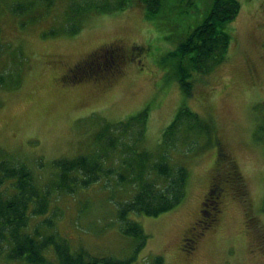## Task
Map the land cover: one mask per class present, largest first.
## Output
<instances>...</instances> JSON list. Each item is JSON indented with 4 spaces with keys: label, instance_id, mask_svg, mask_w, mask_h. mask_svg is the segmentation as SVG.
<instances>
[{
    "label": "rangeland",
    "instance_id": "1",
    "mask_svg": "<svg viewBox=\"0 0 264 264\" xmlns=\"http://www.w3.org/2000/svg\"><path fill=\"white\" fill-rule=\"evenodd\" d=\"M22 1L27 0H0V156L25 163L40 186L56 182L52 160L59 157L98 151L105 155L104 167L112 169L70 192L51 189L47 211L30 214L24 230L55 234L71 252L131 258L129 264H152L157 256L162 264H264V0H238L240 10L227 24L231 38L226 58L207 73H193L190 96L160 61L176 45L168 37L172 31L145 17L143 7L87 13L77 22L81 28L70 33L76 25L65 23L70 0H55L49 8L33 0L34 10L43 15L25 21L8 10ZM201 17L195 12L190 21ZM109 44L123 50L119 73L78 80L66 75L77 61ZM137 45L148 48L134 59L131 47ZM182 106L212 121V140L191 132L187 141L182 136L175 149H168L170 166L187 169L184 196L156 216L128 215L146 234L137 249L139 240L123 231L117 215L137 184L120 181L116 174L138 170L133 163L138 151L161 152L162 132ZM145 108L140 139L134 131L124 136L117 125L109 133L121 137L113 147L98 140L106 122L116 123ZM217 177L219 212L201 228L203 197ZM191 227L201 233L186 249L183 239ZM8 250L3 243L0 264H28L9 258ZM44 254L55 262L51 247Z\"/></svg>",
    "mask_w": 264,
    "mask_h": 264
},
{
    "label": "trees",
    "instance_id": "2",
    "mask_svg": "<svg viewBox=\"0 0 264 264\" xmlns=\"http://www.w3.org/2000/svg\"><path fill=\"white\" fill-rule=\"evenodd\" d=\"M34 1L14 3L8 10L13 14L21 15L24 21L25 17L40 18L43 14L34 10ZM199 1L201 0H70L64 10L68 17L65 23L75 22L76 25L68 30L70 33H75L81 28V23L77 22L87 13H108L128 7H143L145 17L159 20L172 31L168 37H172L176 45L162 56L160 61L167 65L182 92L190 96L193 73H207L215 64L226 58L231 38L227 24L235 19L241 6L238 0H202V5ZM37 2L49 8L55 0H37ZM195 12L202 13V17L193 24L190 17ZM147 48L140 45L131 47V51L136 52L134 59L138 57L137 52L142 53ZM124 60L121 45L109 44L103 49L92 52L88 58L77 61L69 67L66 75L69 74L71 80L83 77L97 78L105 72L109 73L105 77L116 75L121 70ZM147 115L148 110L145 108L116 123L106 122L98 131L97 138L106 139L107 146L113 147L121 137L109 136V133L117 125H121L120 131L124 136L126 134L130 136L134 131L135 135L138 134L136 138L140 139L145 132ZM191 132L205 133L208 142H211L214 127L210 119H202L196 112L182 106L162 132L158 144L161 152L157 155L149 151H138L137 155H134L136 160L133 162L136 163L134 166L138 170L130 169L131 173L116 174L120 181L132 179L137 184L131 200L124 202L117 211L123 231L139 240L137 249L145 244L146 234L141 225L130 220L128 215L137 212L156 216L170 210L182 200L188 172L182 165L172 168L167 162V153L168 149H175L183 138L187 141ZM190 142L191 140L188 145ZM217 154L221 153L217 152ZM104 156L96 151L91 156L78 155L72 158L53 159L52 165L56 171L52 173L57 180L54 181V185L44 183L42 186L37 183L38 178L25 163L8 161L0 156V248L3 243L9 244L7 253L9 258L23 259L28 264L130 263L131 258L90 256L82 249L71 252L66 241L59 239L55 234L41 235L37 228L32 233L24 230L30 214L39 215L47 211L51 189L70 192L78 186L95 182L101 175L111 173L112 169L103 165ZM41 165L40 161L38 166ZM211 185L206 195L207 199L200 209L201 228L208 226L215 219L213 214L219 212L218 198L221 188L218 177ZM199 232L201 233L191 227L190 233L183 239L186 249L192 248ZM48 247L53 250L55 262L49 261L44 254V250ZM162 263V258L157 256L152 264Z\"/></svg>",
    "mask_w": 264,
    "mask_h": 264
},
{
    "label": "flooded vegetation",
    "instance_id": "3",
    "mask_svg": "<svg viewBox=\"0 0 264 264\" xmlns=\"http://www.w3.org/2000/svg\"><path fill=\"white\" fill-rule=\"evenodd\" d=\"M206 199H207V196H204V197H203V201L206 200ZM199 221H200V219H199Z\"/></svg>",
    "mask_w": 264,
    "mask_h": 264
}]
</instances>
